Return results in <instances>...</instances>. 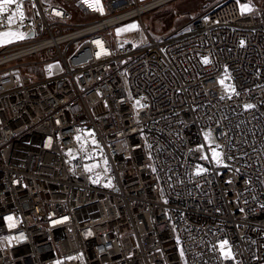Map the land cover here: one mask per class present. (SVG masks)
I'll return each mask as SVG.
<instances>
[{"label":"built area","instance_id":"built-area-1","mask_svg":"<svg viewBox=\"0 0 264 264\" xmlns=\"http://www.w3.org/2000/svg\"><path fill=\"white\" fill-rule=\"evenodd\" d=\"M22 1L29 17L10 25ZM153 1L0 13V33L24 34L0 52V264H264V3L220 0L161 41H116ZM82 127L112 187L90 181L84 152L68 161Z\"/></svg>","mask_w":264,"mask_h":264},{"label":"rangeland","instance_id":"rangeland-1","mask_svg":"<svg viewBox=\"0 0 264 264\" xmlns=\"http://www.w3.org/2000/svg\"><path fill=\"white\" fill-rule=\"evenodd\" d=\"M153 0H139V3L145 4ZM220 0H173L157 9L146 13L136 20L126 23L122 26L116 27L112 30L114 39L119 42L127 43L132 48H141L150 43V37L155 41H161L168 36L172 35L178 28L182 27L189 20L195 16L207 11ZM243 3L245 11H249L253 5H260L264 3V0H240ZM40 59L35 56L26 59L27 62H34ZM25 61V60H23ZM35 71V77L39 78L40 66L34 68H26L24 71L31 74V70ZM223 87L230 88V85L223 84ZM139 101V104H137ZM132 104L135 112L138 115L141 111L140 100L138 98H132ZM81 134L76 137L77 148L68 151V161L75 160L80 152H84V171L88 175L90 181L94 184L103 180L104 185L112 187V167L103 155L101 150V144L96 137L93 129L88 127H82L80 129ZM209 138L205 140L206 143L211 146L214 144L213 138L208 134ZM91 169L90 171L87 169ZM232 254L231 245L227 243L225 251H229ZM221 256L222 255L220 249Z\"/></svg>","mask_w":264,"mask_h":264},{"label":"snow or ice","instance_id":"snow-or-ice-1","mask_svg":"<svg viewBox=\"0 0 264 264\" xmlns=\"http://www.w3.org/2000/svg\"><path fill=\"white\" fill-rule=\"evenodd\" d=\"M14 3H15V0H0V13H2V12H6V11H7V6L10 5V4H14ZM17 9H19V6H18V5H17ZM8 22H9V23L12 22V17H11V16L8 17ZM0 35L9 36V35H15V34H13V33H3V34H0ZM20 38H23V37L21 36ZM241 45L243 46V41H241ZM203 63L208 64V63H210V61H209V59H208L207 57H205V58L203 59ZM220 83L223 85L224 81L221 80ZM232 91H235V90L232 89ZM222 98H223V97H222ZM137 104H139V101H137ZM245 107H246V108H252V107H254V106L251 105V104H249V105H246ZM208 138H209V136H208V134H206V139H208ZM217 147H219V146H217ZM211 152H212V158H213L217 163H220V159H219V157H220L221 154H220L219 152L216 151V148H212V149H211ZM201 158H202V159H207L206 156H202ZM87 170L90 171L91 169L89 168V169H87ZM205 171H207V170L204 169V168H202V167H199V166H198V168H197V174H199V173H201V172H205ZM227 243H228L227 241H223V242H221V244H220V249H221L222 255H223L225 258H229V257L232 255L231 252H230V250H229V251H225V247H226Z\"/></svg>","mask_w":264,"mask_h":264},{"label":"crops","instance_id":"crops-1","mask_svg":"<svg viewBox=\"0 0 264 264\" xmlns=\"http://www.w3.org/2000/svg\"><path fill=\"white\" fill-rule=\"evenodd\" d=\"M18 6H19V9L16 8V14L18 16V19L15 17V14L11 15L12 22L10 23V25H13L14 23H16L17 20L23 22L24 20H27L29 17V10H28V5L26 1L20 2ZM4 33H13L15 35H9V36L0 35V52L3 49L8 48L14 43L20 41L21 40L20 37L21 36L23 37L24 35L20 29H16V28L8 32H4ZM0 34H3V33H0Z\"/></svg>","mask_w":264,"mask_h":264},{"label":"bare ground","instance_id":"bare-ground-1","mask_svg":"<svg viewBox=\"0 0 264 264\" xmlns=\"http://www.w3.org/2000/svg\"><path fill=\"white\" fill-rule=\"evenodd\" d=\"M170 1H173V0H154L153 4H155V5H153V7H154V9H156L157 7L162 6L163 4L165 5V3H168ZM141 12H144V10ZM141 12L139 10H136L135 16H137V14H141ZM132 13H134V12H132Z\"/></svg>","mask_w":264,"mask_h":264},{"label":"trees","instance_id":"trees-1","mask_svg":"<svg viewBox=\"0 0 264 264\" xmlns=\"http://www.w3.org/2000/svg\"><path fill=\"white\" fill-rule=\"evenodd\" d=\"M47 2H49L50 0H46ZM71 7V6H70ZM72 8V7H71Z\"/></svg>","mask_w":264,"mask_h":264},{"label":"water","instance_id":"water-1","mask_svg":"<svg viewBox=\"0 0 264 264\" xmlns=\"http://www.w3.org/2000/svg\"><path fill=\"white\" fill-rule=\"evenodd\" d=\"M32 35V34H31Z\"/></svg>","mask_w":264,"mask_h":264}]
</instances>
